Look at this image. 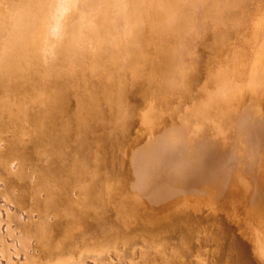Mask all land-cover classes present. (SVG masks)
<instances>
[{
  "label": "bare ground",
  "instance_id": "obj_1",
  "mask_svg": "<svg viewBox=\"0 0 264 264\" xmlns=\"http://www.w3.org/2000/svg\"><path fill=\"white\" fill-rule=\"evenodd\" d=\"M0 264H264V0H0Z\"/></svg>",
  "mask_w": 264,
  "mask_h": 264
}]
</instances>
